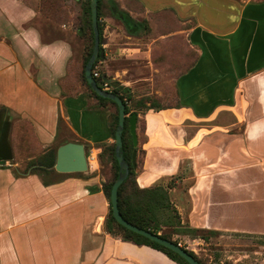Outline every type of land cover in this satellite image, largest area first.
I'll return each mask as SVG.
<instances>
[{"label":"crops","instance_id":"0c3cea01","mask_svg":"<svg viewBox=\"0 0 264 264\" xmlns=\"http://www.w3.org/2000/svg\"><path fill=\"white\" fill-rule=\"evenodd\" d=\"M114 1L146 28L130 34L104 13L98 59L136 99L159 105L136 112L137 185L167 186L183 224L257 245L264 238V0ZM37 17L22 0H0V109L12 158L28 141L42 151L74 141L96 161L79 172L53 168L55 178L20 171L21 157L0 161V264H179L104 229L100 153L114 142L113 108L70 76L72 41L42 39ZM18 124L31 139L15 136ZM217 251L226 264H264V248Z\"/></svg>","mask_w":264,"mask_h":264},{"label":"trees","instance_id":"16d2710c","mask_svg":"<svg viewBox=\"0 0 264 264\" xmlns=\"http://www.w3.org/2000/svg\"><path fill=\"white\" fill-rule=\"evenodd\" d=\"M90 0H81L82 2V12H83V24H79L76 28L78 35L84 37L87 36L89 40V46L87 51L82 58V70H81V77L84 85L88 89L90 95L94 96L100 105L109 104L113 111V117L111 119V132L112 137L114 138V130L117 124V105L116 103L108 98L102 97L97 95L86 82L83 68L85 62L87 61L89 55L92 51L93 46V31L91 25V17H90ZM101 7V0H97V24H98V31H99V46L102 40L101 37V29L99 23V17L101 15L100 12ZM108 9L109 13L114 16L115 18L119 19L123 25L125 26L126 30L130 34H138L141 30L146 28V24L144 21L135 20L126 10L120 8L118 4L114 0H108ZM98 60L96 58L92 64L94 66L95 62ZM97 84L101 87V82L96 78L95 79ZM112 85L111 91L117 94L124 103V126L122 130V155L124 159L129 164V169L127 176L124 180L118 185L117 187V203L118 209L121 216L127 220L128 222L137 225L141 228L148 229L153 233L159 234L161 237L171 240L175 243L179 241L173 238V235H188L190 239L193 238H201L206 239V236L202 234L204 230L190 227L187 224H183L180 220L179 213L175 206L169 199L167 186H151V187H139L135 180V170L131 164V152L134 149L132 145L131 135L128 129V116L132 111L137 112L138 107H142V109H150V108H158L159 105L155 103L154 99L150 97L141 98L136 102V104L132 107H129L125 101V95L130 97L125 91L127 89L123 86H120L115 81H109ZM125 94V95H124ZM145 101H149V104H145ZM137 149V147H135ZM101 158L105 157L106 161L109 164V170L107 172V176L105 181L102 183V190L108 199L109 206L108 212L104 219V229L110 235L118 237L122 240L131 241L136 244H145L149 245L153 248H156L166 255H168L171 259L177 261L179 264H189L185 259L179 256L174 251L170 250L169 248L150 240L149 238L138 234L115 220L111 213L110 207V188L112 182L118 175V162L115 157L114 151V142L105 145L102 148V152L100 153ZM55 161V149L51 151L45 152L38 161L29 164L30 165H37L39 168H43L44 170L49 169L50 171L53 170V165ZM44 183H48L46 180H43ZM171 184V183H170ZM208 232L215 233L213 230H208ZM185 250L190 253L195 259L198 260L200 264H205L197 255L190 249ZM221 264H226L222 262Z\"/></svg>","mask_w":264,"mask_h":264},{"label":"rangeland","instance_id":"374dc122","mask_svg":"<svg viewBox=\"0 0 264 264\" xmlns=\"http://www.w3.org/2000/svg\"><path fill=\"white\" fill-rule=\"evenodd\" d=\"M24 3L32 6L35 10L38 12V17L35 19L34 24L37 25L41 31L42 39L49 40L53 39L55 37H63L70 39L74 46V57L72 58L70 64H69V73L70 76H76L77 78L83 83L82 77H81V70H82V58L84 57L87 48L89 46V40L87 36H80L78 35L76 28L79 24H83V12H82V2L81 0H22ZM110 1V0H109ZM105 9V10H104ZM101 15L104 13H109L108 9V0H101V7H100ZM105 15V14H104ZM99 17V23L102 22L101 18ZM66 28H63V27ZM72 31H75V35ZM102 42V40H101ZM100 42V43H101ZM192 54V50L190 47L185 44L184 47V56L190 57ZM190 61V60H189ZM188 61V62H189ZM188 62L185 64V66L188 64ZM94 66L99 71V77L97 78L101 83L104 81L106 82L107 88L105 90L111 91L112 85L109 81L111 78L107 77L105 74V71L102 67L101 62L99 59L95 62ZM93 66V67H94ZM70 80V79H69ZM84 84V83H83ZM85 86V85H84ZM127 94L130 95L128 97L125 95V101L129 107H132L136 104L138 100L141 98H144L145 96H142L138 99H136L133 94L129 93L128 91H125ZM149 97V96H146ZM114 113H111V119L113 117ZM25 131V134L27 133V137L31 139V131L28 126L23 124H18L16 128L14 129L15 136L19 137V133ZM18 132V133H17ZM55 144L53 146L49 147L48 150L42 151L41 149H37L34 147V144L31 142H26L23 144V153L22 154H14L15 158L13 157L11 160H9V164L13 163L15 160H18V157H21L20 162V171H25L28 168L31 170L39 171L40 173H44V176L47 178H55V176L50 175V172L48 170H44L43 168H39L37 165H30L36 161L47 151L54 150ZM29 155H32L33 157L31 159H27ZM17 156V157H16ZM32 162V163H31ZM101 170L103 173L108 172L109 170V164L106 161V158H101ZM204 236H206V239L201 240L198 239V244H194V240L190 241L188 235H173V238L177 239L179 244L181 246L186 247V249L194 248L197 252H194L197 257H199L205 264H210L208 262L209 260V254H213V259L217 260L216 263L213 264H221V262L218 261L219 259L224 258V254L220 253V248H264V247H258V245L263 244L264 245V238L261 240L257 239V245H251L248 242H246L244 239L237 238L236 240L230 239V237H219L218 234L204 231L202 232ZM255 244V243H254ZM199 248V249H198ZM218 252V253H216ZM222 254V255H220ZM223 262H229L225 259H223ZM239 264H243L239 261Z\"/></svg>","mask_w":264,"mask_h":264},{"label":"water","instance_id":"95a60500","mask_svg":"<svg viewBox=\"0 0 264 264\" xmlns=\"http://www.w3.org/2000/svg\"><path fill=\"white\" fill-rule=\"evenodd\" d=\"M90 17L91 25L93 31V46L91 54L89 55L87 61L85 62L83 73L86 82L89 84L91 89L99 96L113 100L117 105V124L114 130V151L115 157L118 162V175L111 184L110 188V207L111 213L115 220L119 222L124 227L141 234L150 240H153L170 250L177 253L183 259H185L189 264H200L197 259H195L190 253H188L185 248H183L179 243H175L171 240L161 237L159 234L153 233L148 229L141 228L134 225L127 220H125L118 209L117 203V187L127 176L129 164L124 159L121 151L122 147V130L124 126V103L122 99L112 91L105 90L101 88L96 80L91 75V68L94 60L96 58L103 57V51L99 47V31L97 24V0H90ZM136 121L137 114L132 111L128 116V129L131 135L132 145L134 149L131 152V164L135 166L136 149L137 146V134H136ZM12 159V153L10 144L7 139L0 143V161H9ZM53 168L58 172H79L85 171L87 169L86 161V149L84 144L74 141H63L61 142L55 150V161Z\"/></svg>","mask_w":264,"mask_h":264},{"label":"flooded vegetation","instance_id":"af4514ba","mask_svg":"<svg viewBox=\"0 0 264 264\" xmlns=\"http://www.w3.org/2000/svg\"><path fill=\"white\" fill-rule=\"evenodd\" d=\"M9 127L5 114L3 113V110L0 109V143H3L5 139L8 140Z\"/></svg>","mask_w":264,"mask_h":264},{"label":"built area","instance_id":"2783aa9c","mask_svg":"<svg viewBox=\"0 0 264 264\" xmlns=\"http://www.w3.org/2000/svg\"><path fill=\"white\" fill-rule=\"evenodd\" d=\"M91 75L94 79L99 77V71L95 66L91 68ZM101 88H103V89L107 88L105 81L103 83H101ZM86 161H87V164L95 162L96 161L95 154L88 153V155L86 156Z\"/></svg>","mask_w":264,"mask_h":264}]
</instances>
